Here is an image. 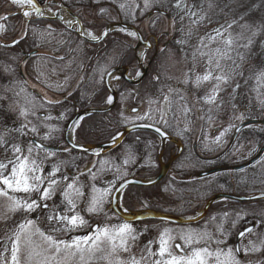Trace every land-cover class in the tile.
I'll return each instance as SVG.
<instances>
[{"label": "rangeland", "instance_id": "1", "mask_svg": "<svg viewBox=\"0 0 264 264\" xmlns=\"http://www.w3.org/2000/svg\"><path fill=\"white\" fill-rule=\"evenodd\" d=\"M39 1L42 2V5L46 11L51 12L50 8L48 7V3L50 0ZM59 1L62 3V5L68 7H76L79 10L81 8L89 7L91 3L101 4V8H103V6L105 8V5L109 4L113 6L115 10L117 8V11H120L124 15V20L127 18H132L134 22H136V24L140 27L141 32L145 37L155 35L162 43L172 41L173 43L180 45V47L182 48L184 56L172 51L171 48L164 51L161 46L163 57L158 63V70H161V76L159 77H162L160 80L161 84L168 86V92H170V94L165 99H162V97L153 98L152 95H149L147 97L148 100L142 104L141 111L142 113L144 112L146 115H148L150 117L149 119L153 122H161L165 126V123L163 121H166L167 127L165 126L164 128L178 136L184 137L187 142L185 153L188 158H191L192 165L197 166L199 170H196L199 171V174L202 171L204 173H208L209 175L206 174L205 177L199 175L198 177L193 176L191 180L183 183H180L182 176L178 174V180H175L174 178H168L169 180L163 183L162 187L168 190H176V193L173 196L172 194H169L160 197L164 200L163 204L167 205L166 207L168 209L175 210L178 208L179 204L176 202L177 199L195 203V208H192L190 204L187 203L186 207H184V210L180 211L184 212V214L181 215L185 217H191L197 215V213H199L203 209L204 202L214 192L233 191L232 193L237 192L241 195H252L254 193L264 192V168H262L258 163V161L264 159V130H262L264 129V125H249L242 131H240L238 137L235 140H232L235 130L242 123L249 120L264 121V119H262L264 115V102H262L264 101V87L258 88L256 79L250 78L254 76V74L258 71L264 70V55L260 60L256 62L251 61L252 63L246 64L250 60L254 59L252 56V51L255 49V46L258 43V36L260 37L262 35V32L264 31L262 30V26H264V10L259 15V21L256 22L258 23V25L250 23L248 25L249 27H243V29L245 30H248L249 28L252 29V32L248 36V38H251V44L247 42L243 46V56L245 59L241 61L235 53L236 47L241 44V42L238 41L236 42V44H234L235 41H233L234 43L232 45V50L229 53L230 59H226L221 62L224 66L223 70L225 72H227L229 67L233 64L239 66V70L243 74L236 75L235 78L231 81V85H235L238 83L240 85L239 89H237L235 94H233V87L231 85L224 86V90L220 92L215 103L208 104L204 101L203 97L205 96V94H210L212 90V83H204L200 87H196L194 84L195 77L197 75L204 74L208 70V60L206 57L200 56L199 54H197L195 60L193 59V53L197 51L198 47H200V42H193L190 39L192 36L202 35V33L205 31V27H191V29H186L185 31L183 27H179V25L176 24V19H172V16H170L169 13V8L167 6L161 9L162 12L167 14L165 16H162L161 19L144 20L146 14L150 10V8H144V0H123V2H125L126 4L131 5V11L133 13L131 17L127 16L126 12L122 11L119 8V3H114L113 0ZM25 3V1H22L21 3L14 4L12 3V0H9V3H7L5 7H23ZM89 22L90 24H94V21L89 20ZM99 23H101V21L97 19V25H95L94 27L85 26V30L99 36L102 31L101 28L99 29ZM153 25L155 26L153 27ZM195 25L197 26L198 24ZM65 26H67L66 23ZM177 28L180 29L179 33L176 31L178 30ZM251 29H249V31ZM189 30H191L192 32L191 36L188 35ZM33 31L35 32L36 36L40 38V40L45 41L48 46L53 45V47L60 48L59 50H61L65 55L70 51L71 44L68 42V40H70V35L66 30H63L61 28L57 31V28L49 26L46 31ZM254 32L257 33L255 36H253ZM1 33H3L2 29ZM119 33L124 36V42L128 41L129 43L132 42V44H136V39L128 36L125 33ZM182 40H185L187 42L180 43V41ZM245 45L248 46L245 47ZM217 46L221 45L215 43L211 45V47L213 48ZM143 52L144 60L148 61L152 55V51L144 48ZM85 53L86 50L84 45L82 43H77L73 47V52L69 56L70 58L62 65L60 63L52 62L48 59H37L33 62L34 68L32 69V72L37 74V79L46 83L47 87H49L50 89H61L70 92L74 88H76L83 79L80 75V69L85 60ZM115 53H119L118 46L115 48ZM115 53L112 51L111 54H109L104 60H102L101 65L98 66L96 71V73L98 74L95 75L90 81L89 89L95 88L100 83L104 82L106 71L102 70L106 69L107 71H109L114 66L115 63H111L109 57L114 55ZM3 58H0V69L8 72L9 69L7 65H10V62L14 58L12 56H6L4 59ZM213 71L216 72L217 70L213 68ZM59 72H61V74H59ZM186 78L188 79V83H185ZM116 80L117 79L114 78L111 81V84L114 85V81ZM257 89L259 90L260 94L259 98ZM244 95L247 96L244 103H242V101L244 100ZM247 100L249 101L248 103ZM2 104L3 99L0 98V106H2ZM122 104L125 110L129 106L127 105V103ZM233 105H235V107H233ZM185 108L190 109L187 114H185L184 112ZM242 108L244 109V111L242 110ZM209 109H211V111H209ZM241 114H243L244 116L243 120L233 119V117H238ZM140 116L141 115L139 114L128 115V119H126V121L129 124H133L138 121ZM161 116L163 117V120H161ZM209 116L212 117L211 123H209ZM229 125H234V127H232L231 131L226 136H224V142L221 145L212 144L211 140L218 136L221 132H223L224 129L228 128ZM186 126L190 128V131H183V134H180ZM7 130L8 129H4V132L7 133ZM0 133H3L1 127ZM139 136L143 140L141 145L145 148L146 151H151V149L153 151L157 150V147H155V143L152 142L154 140L151 137L144 135ZM133 137L135 138L134 135ZM6 139L7 135H5V142ZM206 143L208 144L207 148L205 147ZM195 144L196 147H198V151L202 152L207 158H209L207 159L208 162L206 163V165H200L197 161H195L193 155L191 156L193 151L192 149ZM138 145H140V143H138ZM253 146H255L256 148V151L254 152L252 151ZM3 147H0V160L2 157L1 154L6 151V149L11 154H13L10 151L12 144H4ZM140 152V146H138L137 153ZM250 152L251 155H249ZM70 154L74 155L70 156L73 161L69 166L73 171H75L83 161H86L89 158V155L75 154L74 152ZM137 155L131 153L128 154V157H134L131 159V162H135ZM257 155H260L259 159L249 168L243 170H234V168H237L240 165L251 161V159H253ZM209 161L212 162L209 163ZM117 167H119V165L116 163H113L110 167L111 170H114L115 178L118 175L116 172ZM223 169H225V171H222ZM98 172V169L95 172L91 171L90 169L89 172L83 173L79 183L84 184L82 181L88 180L90 185H92V183L94 182V185L96 186V179L92 180L89 173H96V177H100L101 175L98 174ZM210 172H212V174ZM242 178L244 181L243 183L241 182ZM104 184L107 185L106 183ZM221 184L225 186L224 189L218 187V185ZM103 187L104 185H102V188ZM196 188H199V191H189V189ZM83 190L85 192L86 189L84 188ZM89 191L90 186L89 189L85 192L86 196ZM202 193H207V195H204L203 198H201ZM14 195L18 196L21 199H24L26 196V194L24 193H15ZM31 195L33 199L36 198L35 193H32ZM61 201L62 196L60 192H57L52 200L46 202L50 206V208L45 210L40 208L29 214L17 212L10 216L6 222H0V249H2L6 243V236L10 234L11 230L16 227L18 223L23 222L26 216L28 219L36 220L41 230L50 232L53 236L65 241H70L75 237H84L85 235H87L88 233H86V227L71 232L57 233L52 231L54 225H50L45 219L49 210H51L52 208H55L57 211L63 209L66 214L71 215V213L67 212V208L64 207ZM142 206V204H136V207H138V209L143 208ZM84 209L85 203H79L77 211L80 212V214L83 215L84 218L89 222L93 215H90ZM188 209L190 211L189 213H187ZM241 210H243L244 213L243 219H241L235 225V227H230L229 224H225V228L228 229L229 232L228 235L224 236L226 237L224 238L225 243L218 246L215 242V239H213L208 246L210 247V249H216L217 247L222 248V246H224L225 244L228 245V243H233V246H235V239L239 229L241 230L242 227L249 226L250 222L254 221L257 225V229L255 231L256 233L253 236L245 238L243 241L242 238L239 240L241 248L240 250L242 251L244 256H248L249 261H252L253 258H257L259 259L258 264H264V249H261L259 251H248V253L245 254V249L250 248L251 243L259 245L261 239H264V216L261 215V213H264L263 201L243 204L231 201H222L216 204L215 207L211 209L210 213L206 215L202 220L193 224L176 226V224L169 222L170 224L157 223L144 226L139 225L136 222H130V224L136 230L138 239H136L135 241L129 239V251L119 252V258L121 260L127 261L129 257H135L137 260H139L142 255H147V253L145 252V245L149 244V242L152 241V236L158 237L160 234V230L164 227H170L173 229L191 228L197 231H203L207 229V231L213 233L214 236H217L219 234L215 232V222H213L211 218L215 216L217 217V219H219L220 215L223 213H230L231 217H234L238 213H240ZM104 225L105 220L103 221V224L101 226ZM107 226L111 227L114 226V224H112L111 220H108ZM154 243L152 245H155L157 249L152 250L158 251L157 239L156 244ZM232 249L236 255L234 248ZM101 257L102 253H96V256L91 259L89 264H107V261H105ZM150 259H154V257ZM71 264H80V262L78 259H76L72 261Z\"/></svg>", "mask_w": 264, "mask_h": 264}, {"label": "snow or ice", "instance_id": "2", "mask_svg": "<svg viewBox=\"0 0 264 264\" xmlns=\"http://www.w3.org/2000/svg\"><path fill=\"white\" fill-rule=\"evenodd\" d=\"M22 0H12V3H21ZM114 3H119V8L126 12V15L131 17L133 15L131 11V5L126 4L123 0H113ZM162 0H144V8L148 9L154 4L161 3ZM27 3L34 9L37 14L42 15L41 10L33 3V0H27ZM55 6V5H54ZM177 9H187V15L191 18L192 24H200L205 18L206 14L201 6L199 13L192 11L187 8L186 0H176L174 5ZM62 7V6H61ZM138 7V5H137ZM212 5L209 4V8ZM106 10L101 9L103 14ZM29 12L25 11L24 16H29ZM58 19H63V16L59 13H55ZM7 18V17H5ZM80 25V21L76 18L66 21V24L71 26L73 24ZM155 25H153L154 27ZM232 27V24H228L227 27H221L214 29V34L209 33L207 36V42L205 40L200 41V47L196 52L193 53V59H196L197 54L204 56L208 60L209 68L202 74L197 75L194 80L196 87H200L204 83L211 82L212 90L210 94H205L203 97L204 101L208 104H213L217 100L220 92L224 90V86L231 85V81L236 75H242L243 73L239 70V66L233 64L229 67L228 71L223 70L222 61L230 59L229 53L232 50L233 38L231 32H228V36L225 37L224 33ZM242 27L247 28L248 25ZM264 30V26H262ZM117 31L127 34L134 39H142L136 32L129 31L126 28L117 29ZM82 35H86L91 41L97 43L101 42L102 37H107L109 33L102 31L101 35H95L91 32H81ZM257 33L254 32L253 36ZM188 35L191 36L192 32L189 30ZM187 41L182 40L180 43H186ZM18 43V41H17ZM220 44L215 48L211 47L212 44ZM251 44V38L248 41ZM248 45H245L247 47ZM115 53V49H113ZM123 53H115L109 57L111 63L119 62L120 57ZM140 59H144V53L140 54ZM245 58L243 55L240 56V60L243 61ZM213 68L217 71L214 72ZM106 71V74L111 77L112 73ZM130 78H139L142 73L139 69H135L133 72L128 73ZM250 78H255L257 81L258 88L264 87V70H260ZM119 80L120 77H115ZM185 83H188V79H185ZM233 87V94L239 89L240 85L237 83L231 85ZM258 98L260 96L259 90ZM264 102V101H262ZM47 104H53L51 100L46 102ZM104 103L113 104V98L111 96L106 97ZM45 107L44 103L38 102L35 97L27 96L25 98V106L21 109V116L27 118L29 115H35L36 108ZM235 107V105H233ZM190 109L185 108L184 112ZM211 111V109H209ZM65 115L62 113L59 117H53L50 114L43 117V121H50L53 119H64ZM150 117L148 115L139 117L140 120H147ZM40 119V118H38ZM209 123L212 122V117L209 116ZM233 119L243 120L244 116L241 114ZM161 120L163 117L161 116ZM167 127V122L163 121ZM31 124V121L28 122ZM28 124H25L15 131L19 132L20 135H26L24 131L28 128ZM40 127L45 128L47 131L41 135L39 127L32 125L29 131L35 135L40 136L41 140L48 141L55 138V133L61 131L58 126H54L48 123H41ZM138 127H144L140 125ZM234 127L229 125L228 128L224 129L218 136L211 140L212 144L221 145L224 141L223 138L226 136ZM79 128V134L87 136L85 128L80 127L78 121L72 122V129ZM156 133L161 136L164 133L161 129L156 128ZM239 130V129H238ZM264 130V129H262ZM183 131H190L187 126ZM113 142L118 143L119 137L116 133L111 134ZM5 144V134L0 133V147ZM77 145H73L76 148ZM208 147V144H205ZM242 147V146H241ZM128 152L131 154L133 150L132 145H126ZM7 151V149H6ZM10 151L13 153V158L0 160V222H6L10 216L17 212H23L25 214L32 213L40 208H48L46 203L52 200L57 192H60L62 196L61 203L67 208V212L71 215L66 214L63 209L57 211L52 208L48 211L45 219L50 225H54L52 231L54 232H71L77 229H81L89 226V222L84 218L80 212L77 211L78 205L81 202L85 203V211L90 215H99L101 213L105 216V225L96 227L93 235H85L84 237H75L70 241H65L53 236L50 232L41 230L38 226V222L34 219H28L25 217L24 221L18 223L14 227L10 234L6 236V243L2 249H0V264H71L72 261L78 259L80 264H89L91 259L96 256V253H102V259L107 261V264H240V261L236 258V255L231 248L222 249L217 247L216 249H210L209 243L215 239L216 244L225 243L223 237L228 235V229L225 228V224H229L230 227L235 225L243 219V210L236 216L231 217L230 213H223L219 219L213 216L211 220L215 222V232L218 236H214L213 233L207 231H197L194 229H173L170 227H164L160 230V234L157 238L158 251H153L151 245L154 243L150 241L149 244L145 245V252L147 255H142L139 260L135 257H129L127 261L119 258V252L129 251L128 240L135 241L138 239L136 230L129 222H122L118 225L107 226V221L111 220L112 217L108 213L104 212L106 204L110 205L113 202L114 193L124 194L127 190V195H131L130 185H134V181L126 179L128 172L121 170L120 167L116 168L117 176L109 183L107 187L99 188L95 185H90V191L87 196L84 192V185L77 183L78 177H72L71 180L67 176L63 175L62 168L68 164V161L53 159L51 167L45 170V162L52 158H57L58 153L55 151L48 150L47 146L41 144L39 146L35 144L28 145L25 150L21 145L13 143ZM252 151H256L253 146ZM99 155V153H95ZM251 155V152L249 153ZM134 158V157H133ZM104 163H107L105 161ZM129 163V158L126 157L124 164ZM211 163V162H209ZM262 168H264V159L258 161ZM149 167H156L154 162L148 163ZM83 174V173H82ZM92 180L96 179V173H89ZM152 183V181H149ZM243 183V178L241 179ZM218 187L224 189L223 184ZM167 191V189H165ZM226 190V189H225ZM15 193L26 194L24 199L14 195ZM35 193L36 198L33 199L31 194ZM207 193H202L201 198ZM264 195V193H262ZM117 201L121 200V196L116 195ZM44 202V203H42ZM146 204V202H145ZM119 207V204L117 205ZM264 216V213H261ZM231 217V219H230ZM146 230V229H145ZM249 232H253V229H249ZM244 235V233H241ZM182 241L183 243H176V241ZM179 249L183 254H176L172 249ZM264 249V239H261L259 245L251 243L250 248L245 249V254L248 251H259ZM240 249H236L239 252ZM54 253V254H53ZM157 257L155 259H150Z\"/></svg>", "mask_w": 264, "mask_h": 264}, {"label": "flooded vegetation", "instance_id": "3", "mask_svg": "<svg viewBox=\"0 0 264 264\" xmlns=\"http://www.w3.org/2000/svg\"><path fill=\"white\" fill-rule=\"evenodd\" d=\"M36 1L42 6L46 15H51V14L53 15L55 12L60 10V6H64L66 8H69L71 12L73 13V15H75L77 18L81 20L84 28L85 26L93 27L89 25L90 22L87 23L80 16V10L75 7H68V6L62 5V3L59 0H50L48 3V7L50 8L51 12L47 13V11L42 5V2L39 0H36ZM8 3H9V0H8ZM30 8L31 6L28 3H25L23 7H17V8H14V7L10 8V7H5V6L0 7V14L3 15V16H0V58H3V57L5 58L6 56L7 57L12 56L14 58L10 62V65H7L9 69L8 72L7 71L5 72L3 69H0V98L3 99V104L2 106H0V127L3 133L7 135L5 144L16 143V144L21 145L25 150L30 144H35L37 146L41 144L46 145L48 150L57 152L58 157L52 158L46 161L45 170L47 171L48 168L51 167L53 159H60V160L68 161V164L62 168V173L63 175L67 176L69 180H71L72 177H78L79 179L77 183L80 182L82 173H87L89 172L90 169L91 171L95 172L98 169L99 170L98 174H100L101 176L96 177V181H97L96 186L99 188H102V185H104V187H107L109 183L115 179L114 170L110 169L113 163L118 164L119 167H121V170H126L128 172V176L126 177V179L136 178V179L148 180V179L158 176L161 171L162 166L166 165L173 157L177 155L179 147L171 142H167L165 146V150L162 153V157H160L161 141H160V138L155 134L144 132V131L132 132L126 138H124V140L119 145H117L116 147H114L113 149L107 152L106 151L94 152V153L81 152V151H77L73 149L68 144L69 138L74 143H77L80 145H101V144L107 143L108 141L112 140L111 134L109 135L110 137L108 136L105 139L97 138L95 136V131H96L94 130L95 126L93 127L91 126V124L90 125L85 124V122L89 119V117L93 115L85 117L79 122L80 127H83V128L87 126L91 127V129L89 130V132L92 134L91 141H85L83 139L78 138L79 128L74 129L70 135L66 134V129H67L68 124L71 122V120L74 118V116L77 113L84 111L86 109H90V108L109 107L110 104H106L104 103V101L106 97L110 96V93L105 86V77H104L103 84L105 88L107 89L106 94L104 93L99 96L96 95V90L101 83L97 87L89 89L90 81L93 79L95 75L98 74L96 73L98 67L89 74L80 72L81 78L83 79L80 82V84L70 92H67L66 90H61V89H56V90L50 89L49 87H47L46 83L39 81L37 79L38 78L37 74L32 72V69L34 68L33 62L35 60L37 59L47 60L48 59V60H51L52 62L60 63L62 65L64 62H66L70 58L69 56L73 52V47L77 43L84 44L86 41H83L77 35L76 33L77 24L74 23V25L65 26L64 19L66 16H69L66 12L62 13L63 20L61 21H47V20L39 19L36 12L29 10ZM25 11H28L30 13L29 16L27 17L24 16ZM69 17L71 18V16ZM49 26H53L57 28V31L62 28L63 30H66L67 32H69L70 40H68V42L71 44V49L66 55L63 54L61 50H59L60 48L53 47V45L48 46L46 42L40 40V38H38L35 32L33 31V30L46 31ZM1 29L3 30V33H1ZM31 36L35 37L36 40L32 41L30 39ZM143 37L145 39H150L151 44H152V47L150 49H147L149 51H152V55L150 59L148 61L143 59V66L149 64L150 65L149 72H150L152 63L155 61L156 57L161 51V46L165 48L170 44V42L168 41V42L162 43L158 40V37H156L155 35H150L149 37H145L143 35ZM33 52L35 53L33 54ZM116 67H128L129 72H133L137 68L139 69V71H141L140 66L137 63V59L134 65H119ZM59 74H61V72H59ZM131 79H135V78H131ZM83 83L86 85L85 90L89 89V91L83 90L84 91L83 92L79 89V87ZM143 83L144 81L140 83L139 85L134 86V85H131L125 82L121 78L119 80L114 81V86L117 92V105L112 111L117 110L118 112L116 113L118 117L121 116L120 119H121V124L123 126L122 129L128 126L140 125V124H148V125L159 127L163 129L166 133H168L170 136L176 138L180 142L182 151L179 154V156L170 165V168L168 170L166 177L159 184L150 186V187H157V189L155 190L156 192L153 194V196L147 195L139 199V202H141V204L143 205L142 206L143 208L138 209V207H136V204H134L135 202L133 199L130 202L133 208L130 209L126 206L124 202V198H125V194L127 190L124 194H122L120 204L125 210L132 211V212L149 209L147 207L154 206V207H157L158 210L156 209L155 210L151 209V210L163 212L167 214H174L177 216H183L181 214H184V212L168 209L166 207L167 205L163 204L164 200L160 198L161 196H165L169 194H172L173 196L176 193L175 192L176 190H173V189L171 190L167 189L166 191L164 187H162L163 183L168 181L170 178L171 179L174 178L175 180H178L177 174L182 176L180 183H183V182L191 180L193 176L198 177L199 175V176L205 177L206 174L208 173H204L201 171L199 174V171H198L199 169L197 168L196 165L194 166L192 165L191 158H188L185 153L186 143H187L185 138L170 132L169 130L164 128L165 126L161 122H153L150 119H147V120L138 119V121H136L133 124L127 123L126 119H128V115H131V114H136V115L139 114L141 116L146 115L144 112L142 113L141 111V106L144 103V92L142 91L140 86ZM125 85H128L129 87L126 89V87L124 88ZM169 94L170 92L165 93L162 99H165L166 97H168ZM27 96L35 97L38 102L44 103L45 107L36 108L35 115H29L27 118H25L24 116H21L20 113H21V109L24 108L25 106V98ZM90 97L91 98L95 97V100L97 101L92 104L86 103L87 104V105L85 104L86 107L82 106L83 99H89ZM133 98L137 100L136 104H132ZM49 100L53 102H58V103L47 104L46 102ZM102 100L104 101L101 102ZM77 103H79L80 105H78ZM122 103H127V105L133 106V107L128 106L125 110ZM62 113L65 115V118L62 120L53 119L50 121H43V117H45L46 115L50 114L53 117H59ZM94 115H100V114H94ZM29 121H31V124H28ZM42 122L48 123L54 126H58L61 129V131L58 133H55V138L52 140H48V141L41 140L40 136L31 133L29 131V128L33 124L37 125L39 127L40 134L43 135L47 130L43 127H40ZM25 124H28V128L24 129V131L27 133L26 135H20L19 132L15 131V129H19L23 127ZM104 125L105 124H102L101 127H103ZM95 128L100 129L99 126H96ZM4 129H8L7 133L4 132ZM122 129L116 132V134L121 132ZM240 131L238 132V134H234L232 140H235L238 137ZM133 135L135 136V138L133 137ZM139 135L151 137L154 140L152 142L155 143V147H157V150L153 151L151 149V151L149 150L146 151L145 148L141 145L143 140L141 139ZM138 143H140V145H138ZM126 145H132L133 146L132 154H136V155L138 154L137 158L135 159V162H131V159L133 157H128V154L130 153L128 152L126 148ZM138 146H140V151H141L140 153H137ZM192 150L193 151H192L191 156L193 155V158L195 159V161H197L200 165H204V164L206 165V163L208 162L207 159L209 158H207L205 154H203L202 152L198 151V147H196V144L193 146ZM73 152L75 154L89 155L88 160L83 161L82 164L75 171H73L72 168L69 167L70 163L73 161L70 156H74V155H71L70 153H73ZM95 153H99V155H95ZM1 156H2L1 160H5V161L13 158V154H11L8 150L4 151L1 154ZM126 157L129 158V163L125 165L124 160ZM253 159H251V161H248L247 163L240 165L238 170L249 168L253 163L256 162V160L253 161ZM105 161H107V163H104ZM150 161L154 162L156 164V167H149L148 163ZM209 162H212V161H209ZM222 171H225V169H223ZM212 172L210 173L212 174ZM82 182L84 183L83 185H84V188L86 189L85 190L86 192L90 186L89 181L83 180ZM104 183H106L107 185H105ZM92 185H94V182L92 183ZM134 187L135 188H149V187H140V186H130V189ZM232 192H214L212 193V195H210L206 199L205 202H207L211 197H213L216 194H219V193L231 194ZM131 198H132V195H130V199ZM222 201L227 202L228 200L217 201L214 205ZM176 202L179 205L184 204V207H186V204L188 203L187 201H182L178 199ZM213 206L211 207V209L213 208ZM48 208H50L49 205H48ZM48 208H42V209L45 210ZM211 209L209 210L208 214L210 213ZM187 211H188L187 213L190 212L189 209ZM104 212L108 213V215L112 217L111 222L114 225L116 224L118 225L119 223H122V222H128L122 219L121 217H119L115 213L112 207V203L110 205L108 204L105 205ZM104 220H105V216L103 213L99 215H93L91 217V220L89 221V226L86 227V233H88L87 235H93L96 227L101 226ZM155 221H158L157 223L170 224L168 221H161V220H155ZM141 222L143 221L136 222V223L139 224ZM249 227H252L253 232H248L244 234V236L241 237L242 241L249 236H253L256 233L255 231L257 229V225L254 221H251L249 226L242 227L241 230L239 229L236 235V239H235V246H233V243H228V245L225 244L224 246H222V248L223 249L234 248L235 252H236V249H241L240 242H239L241 238L239 239V236L241 235V233H244L245 229ZM151 238H152V241L155 242L154 244H156V239L158 237L152 236ZM224 238L226 237H223V240ZM176 243L182 244L183 242L177 240ZM152 249H157V248L155 245H152ZM172 250L176 252V254H183L180 252L179 249L173 248ZM241 255H243L241 250L239 252H236L237 257ZM155 258L157 257H154V259Z\"/></svg>", "mask_w": 264, "mask_h": 264}, {"label": "trees", "instance_id": "4", "mask_svg": "<svg viewBox=\"0 0 264 264\" xmlns=\"http://www.w3.org/2000/svg\"><path fill=\"white\" fill-rule=\"evenodd\" d=\"M94 2V1H93ZM8 3V0H0V7L5 6ZM176 3V0H162L161 3L154 4L150 7L149 12L146 14L144 20H159L162 16H165L164 12H162V8H165L166 6L169 8L170 16H172V19H176V24L179 25V27H183V29L186 31V29H191V27H205L204 32L202 35H196L192 36L190 39L193 42H200L201 40H205L207 42V36L209 33L214 34V29L227 27L228 24H232V27L228 29L227 32L224 33L225 37L228 36V32H231L233 41L236 42L240 41L241 44H239L236 47V56L240 58L241 55H244L243 53V46L246 44L249 40L248 36L252 32V29L249 31L243 29V25H249L250 23L258 25L259 21V15L264 10V0H186L187 8L191 9L194 12L199 13L201 11V6L203 7V11L206 14L205 20L198 24L197 26L195 24L191 23V20L193 18L189 17L187 15V9H177L174 5ZM209 4L212 5L211 8H209ZM76 8V7H75ZM101 9H105L106 11L101 14ZM110 9V10H109ZM114 9V10H112ZM0 16H3L0 14ZM80 16L88 23L89 20L94 21V24H90L91 26H95L97 19L101 21L99 23V29L105 27L109 23L116 22V21H124L129 24L135 25L139 30L140 27L134 22L132 18L123 19L124 15L117 11V8H115L109 4L105 5V8H101V4H95L91 3V5L87 8H81L80 9ZM54 24V23H52ZM58 25V24H56ZM88 25V24H87ZM178 29V28H177ZM178 33L180 29L176 30ZM154 32V31H153ZM243 33V34H242ZM241 34V35H240ZM32 41L36 40L35 37L31 36L30 38ZM124 36H122L119 32H113L111 33L103 42L98 44H89L84 43V47L86 50L85 53V60L82 64V67L80 69V72L89 74L92 71H94L111 52L113 49H115L117 46L119 48V53H123V55L120 57L119 62L115 63L113 67L119 66V65H134L136 62V58L134 55V44L132 42H124ZM34 44V42H33ZM182 46V45H181ZM164 51L169 50L171 48L172 51L176 52L179 55L184 56V52L182 51V48L180 45L173 43L172 41L167 47H162ZM199 48V47H198ZM163 51H160L158 56L156 57L155 61L152 63L151 69L149 74L144 80V83L140 86L142 91L144 92V102L148 100V96L152 95L153 98H161L164 96L165 93L168 92V86L161 84L160 80L161 78V70H158V63L161 61ZM264 55V31L262 32V35L258 36V43L255 46V49L252 51L253 60H250L246 64H250L253 62H256L262 58ZM167 86V87H166ZM126 89L129 87L128 85H125L124 88ZM86 85L83 83L79 89L81 91L85 90ZM88 91V90H85ZM84 92V91H83ZM82 92V93H83ZM106 94L107 89L105 88L104 84L101 83L97 90L96 95ZM246 96L244 95V101L246 100ZM96 97V96H95ZM95 97L89 98V99H83L82 106L86 107V103H94L97 100H95ZM146 98V99H145ZM133 103L136 104L137 100L135 98L132 99ZM242 100V95H241ZM102 100L101 102H103ZM79 102V101H78ZM100 102V101H99ZM249 101L247 100V103ZM80 105L79 103H77ZM87 105V104H86ZM244 111V109L242 108ZM117 110H114L107 114H100V115H93L89 117V119L85 122V124L91 126H99L100 129H96L94 127L95 136L99 139H105L110 134L116 133L120 131L123 126L121 124V116L118 117ZM264 119V115L263 118ZM259 120V119H258ZM102 124H105L103 127H101ZM86 125V126H87ZM87 131V136H83L78 134L79 139H83L85 141H91L92 140V134L89 132L91 129L90 126L84 127ZM97 134V135H96ZM110 137V136H109ZM157 187H149V188H131L130 192L132 195V198L130 199V195H127V192L125 194L124 202L128 208H133L132 204L130 203L131 200H134V204H141L139 202V199L142 197H145L147 195L153 196V194L156 192L155 190ZM138 199V200H137ZM151 204V203H149ZM215 207V205L213 206ZM145 208V207H144ZM149 209H156L157 207L149 206L147 207ZM160 210V209H159ZM158 221L155 220H148L143 221L139 223L140 225H153L156 224ZM237 258V256H236ZM240 261V264H258L259 259L253 258L252 261H249L248 256L241 255L237 258Z\"/></svg>", "mask_w": 264, "mask_h": 264}, {"label": "water", "instance_id": "5", "mask_svg": "<svg viewBox=\"0 0 264 264\" xmlns=\"http://www.w3.org/2000/svg\"><path fill=\"white\" fill-rule=\"evenodd\" d=\"M26 1L27 0H23ZM33 3L36 4V6L41 10L42 15L37 14V12L32 9V7L29 9L31 11L36 12L37 16L39 19L42 20H47V21H61L63 19H58V17L55 15V13H59L60 15H62V13H67L69 16H71V18H76L80 21V24L83 26L81 20L79 18H77L75 15H73V13L71 12V10L69 8H66L64 6H60V10L55 12L53 15H46L45 11L43 10L42 6L36 1L33 0ZM63 16V15H62ZM120 28H126L129 31L132 32H136L138 33L140 36L143 37V34L133 25H129V24H125V23H111L109 25H107L103 31H107L109 34H111L114 31H117V29ZM85 32L84 27H80V25H77V30L76 33L77 35L83 40L86 41L88 43H92V44H96L97 42L95 41H91L86 35H82L81 32ZM106 37H102V41H104ZM100 43V42H99ZM152 47L151 44V40L150 39H144V37L142 39H137V43L135 45L134 48V53L137 59V63L140 66L141 69V73L142 75L137 79H131L128 75L129 73V68L128 67H117V68H113L110 70V72L112 73V76L109 77L107 74L105 76V86L108 89L110 96L113 98V104H110L109 107L107 108H90V109H86L84 111H81L79 113H77L74 118L71 120V122L68 124L67 129H66V134L70 135L71 134V129H72V122L73 121H78L80 122L83 118L94 115V114H105V113H109L111 112L115 106L117 105V92L115 87L112 86L111 84V80L114 79L115 77H120L121 79H123L125 82L137 86L140 83H142L144 81V79L146 78V76L148 75L149 72V67L150 65H144L143 66V61L140 59L139 57V52L141 50L145 49H150ZM35 52H33L34 54ZM153 59V58H152ZM151 59V60H152ZM257 121H248L245 122L241 125H239L237 127V129L235 130V134H238V132L244 127L247 126L249 124H253L256 123ZM140 125H144V127H138ZM140 125H133V126H128L126 128H124L117 136L119 137V142L115 143L112 140L108 141L107 143L101 144V145H80L77 143H74L73 141L70 140V138L68 139V144L73 148V145H77L76 148H73L77 151H81V152H86V153H94V152H104V151H109L111 149H113L114 147H116L117 145H119L124 138H126L129 134H131L132 132L135 131H144V132H149L152 134L157 135L160 138L161 141V149H160V157H162V153L165 150V146L167 142H171L173 144H175L176 146L179 147V150L177 152V155L175 157H173L166 165L162 166L161 171L159 173L158 176L153 177L151 179L148 180H143V179H136V178H130L128 180H132L134 181V185H130V186H140V187H150V186H154L159 184L167 175L168 170L170 168V165L172 164V162L179 156V154L182 151V147L180 142L170 136L168 133H166L163 129L153 126V125H148V124H140ZM156 128L161 129V131L164 133L163 136H161L160 134L156 133ZM239 129V130H238ZM257 157H260V155H258ZM254 158L253 161L259 159V158ZM252 161V162H253ZM239 167L235 168L236 170ZM149 181H152V183H150ZM264 193V192H262ZM262 193H254L252 195H235V194H228V193H219L214 195L213 197H211L205 204V206L203 207V209L199 212L200 215H196L194 217H196L195 219H187V217H181V216H174V215H170V214H166V213H161V212H156V211H151V210H146V211H127L125 210L121 204H120V200L117 201L115 199L116 195L122 196L121 193H114V197H113V202H112V207L115 211V213L121 217L122 219H124L125 221L128 222H140V221H144V220H166V221H171L177 224H193L196 223L200 220H202L209 212V210L211 209V207L217 202V201H221V200H229V201H233V202H238V203H248V202H256V201H264V195H262ZM119 204V207L117 206ZM249 229H252V227H249L247 229H245L244 234L248 233ZM244 236V235H240L239 239Z\"/></svg>", "mask_w": 264, "mask_h": 264}, {"label": "clouds", "instance_id": "6", "mask_svg": "<svg viewBox=\"0 0 264 264\" xmlns=\"http://www.w3.org/2000/svg\"><path fill=\"white\" fill-rule=\"evenodd\" d=\"M189 191H199V188H196V189H189ZM190 204V206L192 208H195L196 207V204L195 203H192V202H188ZM176 211H181V210H184V204H181L178 206L177 209H175ZM197 215H200V213H197ZM196 217H187V219H195Z\"/></svg>", "mask_w": 264, "mask_h": 264}, {"label": "bare ground", "instance_id": "7", "mask_svg": "<svg viewBox=\"0 0 264 264\" xmlns=\"http://www.w3.org/2000/svg\"><path fill=\"white\" fill-rule=\"evenodd\" d=\"M47 13H49V12H47ZM68 20H71V18H70L69 16H66L65 19H64V22L66 23V21H68ZM85 32H88V31H85ZM141 53H144L143 50H141V51L139 52V57H140V54H141Z\"/></svg>", "mask_w": 264, "mask_h": 264}]
</instances>
